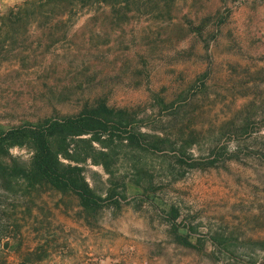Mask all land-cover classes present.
<instances>
[{"label": "rangeland", "instance_id": "374dc122", "mask_svg": "<svg viewBox=\"0 0 264 264\" xmlns=\"http://www.w3.org/2000/svg\"><path fill=\"white\" fill-rule=\"evenodd\" d=\"M27 2L0 0V134L104 101L137 140L81 163L95 213L0 155V264H264V0L10 17Z\"/></svg>", "mask_w": 264, "mask_h": 264}, {"label": "trees", "instance_id": "16d2710c", "mask_svg": "<svg viewBox=\"0 0 264 264\" xmlns=\"http://www.w3.org/2000/svg\"><path fill=\"white\" fill-rule=\"evenodd\" d=\"M126 0H29L11 18L22 16L65 18L81 14L84 10L110 7L118 19H126ZM37 11V12H36ZM131 120L125 114L110 108L104 101L86 106L77 116L48 119L38 124H26L0 134V155L10 156L14 148H28L32 152L29 165L20 169L17 160L14 172L28 180L44 182L50 187L75 194L88 213L101 209L106 200L87 182L81 163L91 160L109 173L106 164L109 155L105 149L114 142H134ZM86 146V151L80 145ZM113 193V192H112ZM112 198V194L108 195ZM179 214L171 210L176 241L192 245L179 235Z\"/></svg>", "mask_w": 264, "mask_h": 264}]
</instances>
